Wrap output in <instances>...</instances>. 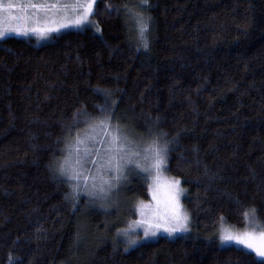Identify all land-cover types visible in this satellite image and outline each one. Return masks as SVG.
<instances>
[{
    "label": "trees",
    "instance_id": "trees-1",
    "mask_svg": "<svg viewBox=\"0 0 264 264\" xmlns=\"http://www.w3.org/2000/svg\"><path fill=\"white\" fill-rule=\"evenodd\" d=\"M134 3L99 0L100 32L0 41V264H251L254 253L219 246L217 225L244 228L237 200L264 221V0H149L147 50L124 9H106ZM97 88L132 136L177 137L167 172L186 189V236L126 248L117 229L149 182L132 175L106 208L82 193L74 204L71 180L51 170L85 128L69 133L73 114L104 103Z\"/></svg>",
    "mask_w": 264,
    "mask_h": 264
},
{
    "label": "snow or ice",
    "instance_id": "snow-or-ice-1",
    "mask_svg": "<svg viewBox=\"0 0 264 264\" xmlns=\"http://www.w3.org/2000/svg\"><path fill=\"white\" fill-rule=\"evenodd\" d=\"M99 0H0V39L9 33L27 36L29 33L37 39H46L51 33H60L64 29L100 28L91 17L96 15L95 5ZM149 0H138L132 6L106 5V9L122 7L125 23L134 20L136 26L137 50L149 48L147 32L151 17L145 14ZM136 9H145L138 11ZM132 39V37H129ZM97 92L105 97L104 103L95 105L96 114L89 113L83 106L73 114L72 128L83 124V135H77L74 152L68 153L63 160L50 166L54 173L66 176L70 180L83 181V187L73 186L71 199L74 204L79 194L92 198V202L100 201L101 207L111 206L108 201L118 186L126 180V173L141 175L147 183L153 203L139 201L136 211L139 218L131 221L126 228L117 229V234L126 238L128 246L135 245L138 237L137 228H142L144 238L155 237L163 231L169 236L189 230V215L180 202L186 189L181 187L179 177H167L164 172L169 164L171 145L177 137L166 139V133L148 129V139L134 138L115 119L116 101L108 89L97 88ZM103 133V135H100ZM91 144V147L89 146ZM82 146V151L81 147ZM90 162L91 167H86ZM85 172L88 174L86 175ZM91 181V184H89ZM69 199V195H65ZM114 203V201L112 202ZM241 208L240 215L244 221V229L234 230L226 226L225 217H218L217 234L221 245L235 244L242 248L246 255L254 253L251 264L256 258H264V221L257 215L255 207ZM12 257L9 256V264Z\"/></svg>",
    "mask_w": 264,
    "mask_h": 264
},
{
    "label": "rangeland",
    "instance_id": "rangeland-1",
    "mask_svg": "<svg viewBox=\"0 0 264 264\" xmlns=\"http://www.w3.org/2000/svg\"><path fill=\"white\" fill-rule=\"evenodd\" d=\"M70 29H72V28L64 29V30H62L61 32L66 31V30H70ZM56 34H58V33H51V34H49V37L46 38V39H37V37L34 36V35H32L31 33H29V35H27V36H24V35H17V34H15V33H9V34L6 35L4 38H6V37H8V36H16V37H21V38H26V39H33V40H35V42H36L37 44H43V43H46V42L51 41V40L53 39V37H54ZM4 38H3V39H4ZM3 39H0V41L3 40ZM84 130H85V128H84L83 130H81L80 132H78V133L75 135V137H74V138L68 143L67 148H66V152H65V156L68 155V153H70V152H74L75 147H78V145H76V137H77L78 134L82 136L83 133H84ZM100 135H103V133H100ZM133 137L136 138V139L147 140L146 138L141 137V136L138 135V134H136V135L133 136ZM89 146L91 147V144H90ZM80 147H81V151H82V146H80ZM65 156H64V157H65ZM86 167H91L90 162L86 165ZM85 174L87 175L88 173L85 172ZM132 175H137V174H135L134 172H128V173H126V179H128V178L131 177ZM164 175L167 176V177H172V176H170V175L168 174L167 170L164 172ZM139 176H141V175H139ZM66 178H68V177H66ZM68 179H69V178H68ZM71 182L73 183V184H72L73 186H75V185H79L80 187H83V181L71 180ZM124 182H125V181H124ZM124 182H123L121 185L118 186V190H117V191H114V192L112 193V195H111V197H110V200L108 201V203H109L111 206H107L106 208H110V207H113V206H117V203H118V201H119V194H120V191H122V189H123ZM148 182L151 183V181H148ZM89 184H91V181H89ZM181 187H183L182 184H181ZM82 194H83V193H82ZM83 195H84V194H83ZM184 195H185V193L182 194L181 197H180V202H181L182 205H183V197H184ZM85 197H86L87 199H89V197H87V196H85ZM91 199H92V198H91ZM113 201H114V203H112ZM97 202H100V201H97ZM100 203H101V202H100ZM145 203H153V201H152V197H151V194H150V199H149V201H145ZM136 204H137V202H136V200H135V201L133 202V208H134V209H136ZM183 208H184V210H186L185 207H184V205H183ZM136 212H137V211H136ZM187 213H188V212H187ZM188 215H189V213H188ZM138 218H139V214L137 213V218H136V219H138ZM136 219H135V220H136ZM189 220H190V223H189V230H188L187 232H184V233H174L172 236H169L167 233H165V232H163V231H160V232L157 233V235H156L155 237L144 238L142 228H137V229L135 230V235H136L139 239H138V242H137L135 245H137V244H139V243H141V242L150 241V240H155V239L159 238L160 236H167V237H170V238H175V237H178V236H186V235L189 234L190 231H191V219H190V216H189ZM133 221H134V220H133ZM226 226L233 227V226H231V225H229V224H227V223H226ZM243 229H244V228L239 229V228H235V227H234V230H241V231H242ZM218 242H219V240H218ZM218 244H219V246H222V247H226V246H236L235 244H225V245H221L220 242H219ZM135 245H132V246H135ZM236 247H238V246H236ZM239 248H240V247H239ZM259 259L264 260V258H259Z\"/></svg>",
    "mask_w": 264,
    "mask_h": 264
}]
</instances>
